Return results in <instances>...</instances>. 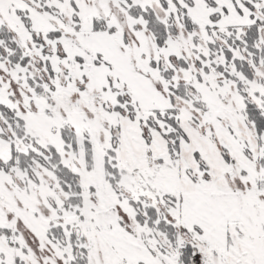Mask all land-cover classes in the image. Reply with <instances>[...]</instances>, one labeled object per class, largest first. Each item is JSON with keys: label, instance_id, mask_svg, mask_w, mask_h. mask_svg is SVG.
Here are the masks:
<instances>
[{"label": "snow or ice", "instance_id": "6c2138e0", "mask_svg": "<svg viewBox=\"0 0 264 264\" xmlns=\"http://www.w3.org/2000/svg\"><path fill=\"white\" fill-rule=\"evenodd\" d=\"M0 264H264V0H0Z\"/></svg>", "mask_w": 264, "mask_h": 264}]
</instances>
